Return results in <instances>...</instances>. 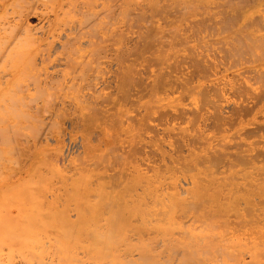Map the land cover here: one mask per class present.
Segmentation results:
<instances>
[{"label":"bare ground","instance_id":"6f19581e","mask_svg":"<svg viewBox=\"0 0 264 264\" xmlns=\"http://www.w3.org/2000/svg\"><path fill=\"white\" fill-rule=\"evenodd\" d=\"M44 1L51 3L45 11L38 6V0H0V134H3L0 136V159L1 149H6L7 155L12 154L18 144L33 149L38 146V150L35 151L43 159L44 145L41 144H47L50 137L46 135L39 139L38 143L37 138L35 141V137H29L31 131L33 132L41 122L43 125V121H53L62 116L69 120L83 121L96 131L94 141L97 147L91 156L95 166L94 173L92 172L87 183H82L83 187L77 188V193L87 190L88 186L94 187L91 192L104 201L101 204L104 212L132 213V152L135 151L132 148L158 151L160 136L167 135V140L170 135L181 134L184 131L181 125L185 122L182 120L187 112L184 111L183 96L195 90L191 81L198 74L199 77L205 76L203 69L205 66L192 52L183 51L184 40L181 34L146 33L135 34L132 37V27L139 26V24L132 26V10L135 12L133 18L135 14L141 17L149 9L159 13L162 11L161 5L169 0ZM147 6L148 9L145 11ZM175 9V12H169L170 17L174 15L173 18L176 19L175 16L184 14L183 10L176 7ZM140 17L133 21L137 23V20H141ZM147 17L150 18L149 15ZM32 19L36 20V23ZM64 19L69 20V23L62 22ZM120 22L124 24L126 34L118 32ZM258 53L251 50L244 60L249 64L251 62L252 65L255 62L259 66L254 63L256 68H247L249 72L247 79L234 90L233 94V97H238L244 103L250 99L251 101H248L252 103V110H258L257 107L264 104V71L263 75L257 72L259 67L264 70V60L261 53L260 55ZM249 79L250 82L253 80L251 84ZM189 87L193 90H189ZM202 89L201 93L198 91L196 94H201L200 98L203 97L204 102L205 98H208L207 101L204 103L197 95H192L194 98L189 101L190 105L193 104V109L188 112L190 115L195 114L196 107L210 109L208 120L210 123L206 127L213 131H210L212 134L215 132L219 134L222 118L215 103L218 100L216 98V101H211L213 99L207 96V88ZM143 91L145 93H142ZM240 105L239 113L243 118L251 115L248 104ZM46 124L43 125L45 128L42 126L44 129ZM238 126L236 122H230L229 127L234 131L229 128L232 133L229 138L227 137L230 139L227 143H224L226 141L224 139L223 142L216 138L214 140V134L212 138L218 142H213L209 146L203 144L201 137L190 139L195 144L194 158L192 161L187 158L186 162L181 159L184 162L180 164L181 176L177 184L182 195L179 196L181 199L177 200L182 219L180 232L177 233L179 264H264V145L258 137L259 133H264L262 130L264 127L255 126L259 133L254 137L253 134L257 131L254 132L253 128L254 133L250 135V130L245 131L241 125L239 128ZM39 134L41 136V133ZM175 141L174 139L173 142ZM175 143L179 145L178 142ZM38 162L41 165L39 169L42 170L30 173L32 176L28 181L25 180L19 191L15 186L16 195L20 194V199L24 195L17 203L29 201L32 207L37 206L30 211L32 213L29 217L35 215L32 218L33 224L36 218L38 221L35 223L45 226L66 225L70 222L66 181L60 173L47 168L43 160ZM44 167L46 169L43 171ZM86 175L88 174H84V177ZM47 184L49 188L44 186ZM46 189L50 191L47 192ZM149 189L153 195L154 189ZM9 190L10 188L4 191L6 195V191L9 193ZM26 191L34 192L36 198L38 196L39 200H45L44 203L48 207L43 209V206L39 207L31 192L28 193V197L32 195V199L27 200ZM161 191L160 189L159 192ZM31 201H34L33 204ZM8 203L9 201L6 205H10ZM10 203L14 202L11 200ZM60 205L62 209L58 210L57 207ZM15 209L18 211L19 208ZM75 210L77 212L81 209ZM80 213L82 214L77 212V217ZM119 216L121 215H115L113 218L119 219ZM23 246L20 245L22 249ZM29 251L32 252L30 249ZM143 253L145 252H140V255ZM29 256L31 257L28 258L32 260L36 255ZM22 261H25L24 264L27 263L26 258ZM46 262L41 261L40 264ZM131 262L129 260L127 264H132Z\"/></svg>","mask_w":264,"mask_h":264},{"label":"rangeland","instance_id":"374dc122","mask_svg":"<svg viewBox=\"0 0 264 264\" xmlns=\"http://www.w3.org/2000/svg\"><path fill=\"white\" fill-rule=\"evenodd\" d=\"M41 1L38 0L39 4L42 3L41 5L37 3L38 6L44 11L47 10L48 8H45L50 6L51 3H46L44 0L43 2ZM245 1L229 0L228 2V0H169L161 5L160 8L162 9V11L159 12L161 14L157 12L158 15H156V12L154 13L153 11H151V9L147 10L148 6L145 7V9L142 8L145 11L147 10L146 14L147 16L149 15L150 18H148L146 14L143 15L148 19L143 15L140 17V15L135 14L137 17L139 16L141 18V20H137V23L133 21L134 19L136 20L138 18L136 16L133 18V14L135 12L132 10V23L134 24L135 22V25L132 24V26H137L138 24L140 26H137L138 28L132 27V37H134L135 34L146 33L173 34V32H175L174 34H181L184 40L183 51L188 50V53L189 51L192 52V54L196 56L198 60L205 66V68H203L205 70V74L203 73L205 76L199 77L198 74L197 77L194 76L191 81V85L195 90L193 92L191 91V93L189 92L190 94H185L183 96L184 111L188 113H186L184 119L182 120L183 122L185 121L184 124L181 125L183 126V128H181L184 129V131L180 129L183 132H181V134L177 133L178 136L176 134L170 135V137L174 138L176 140L175 142H178L179 145H176V143L173 142L174 139L170 137H167L166 140L167 135H164L163 137L160 136V149L158 151H152L148 148H132L133 151L135 149V151L132 152V213L114 214L111 212H104L101 209V204H103L104 201L98 196H94L93 192H91L94 187L89 188L88 186V189L85 190L87 193L85 191H80L79 193H77V188L83 187L82 183H87V181H89L88 179L92 176V172L94 173L95 166L93 163V157L91 156L94 154L97 147L96 141H94V139L96 138V131H94L83 121L75 119L69 120V118L67 119L66 117L62 116L55 118L53 121H43L44 126L47 123V130L44 129L45 127L41 124V122V126L40 124L37 126L38 129L36 127L34 130L32 129L33 132L29 131V137H35V141L38 139V143L46 135L50 137V140L47 144H41L44 145L43 159H41L42 156H40L37 151H35V149L38 150V146L37 148L33 149L28 147L27 145L24 146L23 144H21L20 146L18 144L17 149L15 150V147L13 149V153H15H8V155L6 149H1L3 159H0V175H2L0 176V242H2L0 243V248L1 246H3V248L0 249V262L2 264H24L25 261L22 260H24L25 258L26 262L27 259H29L26 264H34L35 262L37 264H40L41 261H47L46 263L48 264H127L129 260L130 262L132 261V264H151V262L152 264H179L178 232H180L182 219L180 213L181 209L178 201L181 199L182 195H180L178 187L179 185L177 184L181 176L180 171L182 165L180 164H183L181 162H186L187 158L189 159V161H192V158H194L193 150L195 149V144H193L192 140L190 139L201 137L200 140H202L205 146H209L213 142H218L219 139L220 141L222 140V142L226 140L224 141V143H227V141L229 142L230 140L228 139L229 136H231V133L234 131L229 127L230 122L232 121L234 123L236 122L237 126L241 125L240 127L242 129H245V131L250 130V135L257 131V133L253 134L254 137L259 133L258 130H256L255 126H261L262 128L264 127V104H261L260 107H257L258 110H252V103H250V99L247 98L250 101L246 99L247 101H245L244 103V101H240L238 97H233L234 90L239 87L240 84L244 83L245 79H247L246 76L249 75L247 68H256V65H258L253 62V66L251 62L249 64L244 61L249 52L251 53L252 50V52H259L258 55H260L261 53L264 60V0ZM184 3L185 6H183ZM165 4L171 6L169 7ZM193 5L194 7H192ZM225 5H227V7ZM238 6L241 8H237ZM175 7L184 11V14L182 15L183 17L175 16L176 19H174V15L171 17L170 15H168L169 12L173 13L176 11ZM184 9L186 10V12ZM154 14L156 17L154 16ZM50 17L52 18V16ZM143 18H145L146 20H142ZM166 20L169 22H167ZM33 22L36 23V20H33ZM62 22L69 23V20L64 19L62 20ZM121 22L118 24V32L120 34H126L124 24ZM3 39L6 40V37H4ZM244 46L246 47L245 49ZM185 65H187V63H185ZM259 68H257L259 69L257 70V72L263 75L262 71L264 70H261V67ZM250 73H252L251 70ZM252 82L253 80L251 79L250 84ZM203 87L207 88V96H211L210 99H213L211 101H216V98L218 100L215 103L219 106L218 107L216 105V107L218 108L217 110L220 113L219 115L222 119H220L221 132L219 131L221 134L219 133V135L216 132L213 133L214 140L216 138L218 139L217 141H214L212 138L213 134L211 132L213 131H211L209 127L208 129L206 127V125L210 123V121H208L210 120V109L200 107L203 108L202 112L200 108L198 109V107H194L195 114H189V110L193 109V104L190 105L189 99L194 98L192 96L194 94L197 95V98H200L201 94L198 95V93L196 94V92L199 91L201 93ZM193 88L189 87L188 89L193 90ZM211 88L213 90H211ZM204 92H206L205 89ZM142 93H145V91H143ZM215 94L217 97L215 96ZM202 99L203 97H201L199 100ZM205 99L206 102L208 98ZM240 104H248L250 109L253 111V114L250 110L251 115H248L247 118H243V116L239 113V108L241 107ZM193 117L195 119L197 118L198 120H193ZM190 118H192L193 121ZM192 122L194 123L192 124ZM51 124H54L53 127ZM36 129L39 131L38 133ZM48 129H50V132L48 131ZM259 129L261 132L262 130L264 131V129ZM35 131L37 134L35 133ZM39 133H41V136ZM215 134L217 135L215 136ZM2 135L3 134H0V136ZM261 135L264 136V133L262 132L258 134L259 140L264 145V137ZM250 137L253 138V136ZM209 138H211L212 140H209ZM206 143L208 144L206 145ZM16 152H18L19 154ZM181 159L184 161H182ZM5 160L7 162H5ZM38 160H43V163L47 168L53 169V171L60 173L62 175V178L66 181V185L68 186L66 196L68 199L67 208L70 218V222L66 225L45 226L35 223L36 221H38V219L36 218V221L33 224L32 218L35 215H32V218L29 217L32 213L30 211L35 207L37 208V206L32 207L30 202L26 201L27 198L32 199V195L35 196L34 192L32 193V191H26L25 193L26 199L24 200L28 203H23L21 201L22 204H18V201L21 200L24 196L22 194L24 192H21L23 196H21L20 199V194L16 195L17 192L15 193V186H17L18 190L19 187L23 185L24 182L28 181V178L32 176L30 175V173L32 174L35 170H42L41 167V169H39V166L41 165L38 164L40 163L38 162ZM15 161H17V163H15ZM17 164L19 165V167ZM37 167L38 169H36ZM179 167L180 170H178ZM14 168L17 169L15 170ZM45 169L46 168L44 167L43 171ZM168 171L170 172L169 174ZM86 173L88 175L84 177V174ZM25 175L28 176L26 177ZM149 176L151 177L148 180L147 178H149ZM2 180L4 181V183ZM7 182L11 183L8 184ZM48 184L44 186L47 187ZM6 187H9L10 190L13 189L11 191L9 190V193L8 191H6L7 195L4 191L8 190L9 188L6 189ZM149 188L154 189L152 190V194L154 192L153 195H151V189ZM160 189L162 190L161 192H159ZM46 190L47 192L50 191V189ZM29 192H31L30 194H32L30 195V197H28ZM13 194L15 197L13 196ZM18 197L19 199H17ZM6 198L7 201H5ZM33 199L36 200L35 203H37L39 207L43 206L42 209L48 207L44 203L45 200H39L38 196L37 198L36 196L35 198L33 197ZM11 200L12 202H14L13 204L10 203ZM8 201V204L10 205H6ZM31 202L33 204L34 201ZM16 204L20 206L17 207ZM30 207L31 209L29 210ZM61 207L62 206L60 205L57 207V209L59 208L61 210ZM76 207L78 209H81L77 211L78 213L82 212V214H78V217L76 215ZM15 208H19L18 211ZM21 208L23 210H21ZM25 213L28 215L26 216ZM115 215L121 216H119V219L117 217L113 218ZM8 216L10 217V219ZM1 217L4 218L2 219ZM112 219H114L115 221ZM169 235L170 238H168ZM164 236H166L168 240L166 237L164 238ZM162 237L164 239L160 240V238ZM25 244H27V248L26 246H23ZM13 245L16 246L12 247ZM20 245L23 246L24 250L22 249V247H20ZM4 248L5 250L3 251ZM29 249L32 250V252L29 251ZM8 251L9 253H6ZM140 252L145 253L140 255ZM19 254L21 255L19 256ZM29 255H36L34 256V258H32V260L34 261H32L31 258H28L31 257ZM139 256L141 257L137 259ZM6 257H8V259ZM38 259L41 261H39Z\"/></svg>","mask_w":264,"mask_h":264}]
</instances>
